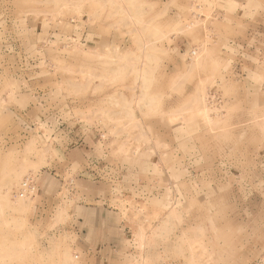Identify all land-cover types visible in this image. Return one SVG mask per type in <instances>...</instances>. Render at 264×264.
Instances as JSON below:
<instances>
[{
    "label": "rangeland",
    "instance_id": "rangeland-1",
    "mask_svg": "<svg viewBox=\"0 0 264 264\" xmlns=\"http://www.w3.org/2000/svg\"><path fill=\"white\" fill-rule=\"evenodd\" d=\"M97 205L110 264H264V0H0V264H89Z\"/></svg>",
    "mask_w": 264,
    "mask_h": 264
},
{
    "label": "crops",
    "instance_id": "crops-1",
    "mask_svg": "<svg viewBox=\"0 0 264 264\" xmlns=\"http://www.w3.org/2000/svg\"><path fill=\"white\" fill-rule=\"evenodd\" d=\"M175 6L170 5L168 8L169 14H175ZM227 13L225 11L217 10L215 15L217 21L222 23L225 20V16ZM235 20H231V24H236ZM184 40L178 36L172 42L173 47L178 46L177 52L182 50L181 44ZM178 44V45H177ZM185 42L183 43V46ZM174 61H180L177 57V54L173 53ZM174 67V65L172 64ZM171 75L168 73V76ZM164 94H167V91H163ZM95 141L94 139L83 141L80 146L83 145L84 152H81L83 156L81 157L84 174L91 173L95 164L93 162V158L91 154L95 151ZM76 150L73 149V151ZM71 151V155L75 154V152ZM80 168V169H81ZM103 196L100 197L102 200ZM106 199V198H105ZM97 200V201H100ZM92 211V217L88 223L85 224L84 231L79 237V243L76 246L82 247V254L84 257V261L89 264H110L114 260H116L119 256L120 245L124 243V240H131L134 236V233L138 229V220H125L120 218L118 210L111 211L106 210L102 206H94V207H85ZM85 222V220H84ZM82 225V220L80 221ZM78 234V232H77ZM132 250V249H131ZM117 257V258H116ZM116 258V259H115Z\"/></svg>",
    "mask_w": 264,
    "mask_h": 264
},
{
    "label": "built area",
    "instance_id": "built-area-1",
    "mask_svg": "<svg viewBox=\"0 0 264 264\" xmlns=\"http://www.w3.org/2000/svg\"><path fill=\"white\" fill-rule=\"evenodd\" d=\"M194 52L192 51V54ZM36 189V184L32 177H25L18 188V194L20 193L23 197H31Z\"/></svg>",
    "mask_w": 264,
    "mask_h": 264
},
{
    "label": "bare ground",
    "instance_id": "bare-ground-1",
    "mask_svg": "<svg viewBox=\"0 0 264 264\" xmlns=\"http://www.w3.org/2000/svg\"><path fill=\"white\" fill-rule=\"evenodd\" d=\"M19 196H20V197H23V196L20 195V193H19Z\"/></svg>",
    "mask_w": 264,
    "mask_h": 264
}]
</instances>
